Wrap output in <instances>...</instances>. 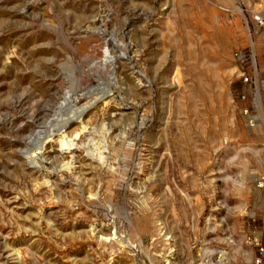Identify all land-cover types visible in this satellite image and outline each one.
Returning <instances> with one entry per match:
<instances>
[{"label":"rangeland","instance_id":"374dc122","mask_svg":"<svg viewBox=\"0 0 264 264\" xmlns=\"http://www.w3.org/2000/svg\"><path fill=\"white\" fill-rule=\"evenodd\" d=\"M260 79L264 0H0V264H252Z\"/></svg>","mask_w":264,"mask_h":264},{"label":"bare ground","instance_id":"6f19581e","mask_svg":"<svg viewBox=\"0 0 264 264\" xmlns=\"http://www.w3.org/2000/svg\"><path fill=\"white\" fill-rule=\"evenodd\" d=\"M104 56L102 60V63L104 64V66L108 63V64H112L114 62L115 57L113 55L110 54L109 49L106 47L105 52H104ZM114 75V74H113ZM114 78V77H112ZM113 81V80H112ZM116 81V80H115ZM110 83V82H109ZM112 85V84H111ZM89 88H98V89H105V93L104 94H108L109 92H111L110 86L107 84L102 85V84H98L97 86H92ZM92 90V89H91ZM91 94V93H90ZM111 94V93H110ZM87 97V96H86ZM107 97V96H106ZM98 97H93L92 99L86 100L85 103L77 106L76 99L77 97L73 96V94L69 91H67L64 94L63 100L60 101L59 107L60 108H64L67 109L68 112L66 113V116H62L60 118V125L57 128L58 130L63 129L68 122H70L73 119H80L81 115L85 112V110L97 99ZM100 98V97H99ZM61 116V115H60ZM41 132V130H38L35 133V136L39 135V133ZM53 134V130L51 129L48 133V136ZM62 144H67V145H73L74 143L72 142V140H62L61 141ZM72 147V146H70Z\"/></svg>","mask_w":264,"mask_h":264},{"label":"crops","instance_id":"0c3cea01","mask_svg":"<svg viewBox=\"0 0 264 264\" xmlns=\"http://www.w3.org/2000/svg\"><path fill=\"white\" fill-rule=\"evenodd\" d=\"M248 91L252 95V103L260 107L262 111V108H264V79L255 81L253 86L249 87Z\"/></svg>","mask_w":264,"mask_h":264},{"label":"built area","instance_id":"2783aa9c","mask_svg":"<svg viewBox=\"0 0 264 264\" xmlns=\"http://www.w3.org/2000/svg\"><path fill=\"white\" fill-rule=\"evenodd\" d=\"M258 247V252L253 259L252 264H264V245H261L259 242H256Z\"/></svg>","mask_w":264,"mask_h":264}]
</instances>
